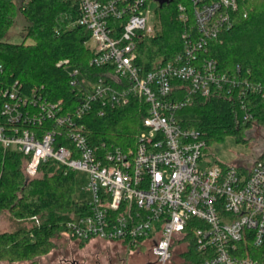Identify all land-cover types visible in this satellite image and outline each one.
Masks as SVG:
<instances>
[{
  "label": "built area",
  "instance_id": "obj_1",
  "mask_svg": "<svg viewBox=\"0 0 264 264\" xmlns=\"http://www.w3.org/2000/svg\"><path fill=\"white\" fill-rule=\"evenodd\" d=\"M78 1L81 16L75 24L91 32L88 44L96 53L91 64L110 70L90 81L78 68L71 69V84L82 90L71 111L64 110L62 101H41L36 89L30 102L17 83L10 90L0 88L8 96L2 113L10 122L0 126V146L28 157V178L50 159L88 173L91 197L81 200L85 208L64 226L74 240L133 246L148 241L158 264H170L175 239L198 220L193 229L199 251L208 254L204 264H263L240 244L249 237L257 247L264 244V159L249 165L208 160L201 132L185 122L191 116L180 113L195 95L237 90L248 120L252 114L245 96L256 92L264 97V79L244 76L239 66L235 75L223 71L217 60L200 55L209 40L232 26L239 0H193L197 33L184 32L183 50L146 74L135 64V49L140 35L152 31L150 2ZM180 10L181 20L187 21L184 7ZM122 19L118 29L114 20ZM135 95L148 104L136 144H94L86 114L98 106L104 115ZM26 120L42 128L30 127ZM62 133L69 144H58Z\"/></svg>",
  "mask_w": 264,
  "mask_h": 264
},
{
  "label": "trees",
  "instance_id": "obj_2",
  "mask_svg": "<svg viewBox=\"0 0 264 264\" xmlns=\"http://www.w3.org/2000/svg\"><path fill=\"white\" fill-rule=\"evenodd\" d=\"M155 1L158 2L155 14L160 29L153 34H141L135 49V64L142 74L180 53L184 32L195 34L198 30L193 0ZM180 6L188 15L187 21L180 18ZM19 12L27 21L23 41H5ZM80 16L78 0H0V88L10 90L17 83L20 95L27 96L30 102L36 89L41 101H62L64 110H74L81 100L82 90L71 84V69L78 68L90 81L110 70L91 64L96 53L88 44L90 30L75 24ZM124 21L114 20V23L122 29ZM232 21V26L219 38L209 40L206 50L200 52L201 57L217 60L223 71L235 75L239 66L244 76L263 80L264 0H239L238 9L232 12ZM7 98L0 91V126L10 123L2 113ZM244 102L252 114L248 120L244 119L245 109L237 90L232 94L214 90L207 97L195 95L193 103L180 113L191 116L185 122L201 132L206 145L223 141L230 135L237 141H246V131L253 124L264 126V97L250 92ZM147 109L144 98L136 95L128 104L110 108L104 115H100L98 106L94 107L84 117L88 136L94 144L105 143L110 148L135 145ZM26 124L42 128L29 120ZM58 141V144H69L63 133ZM27 159L20 152L5 151L0 146V213L7 210L18 220L36 221L31 227L21 226L12 232L0 230V259L13 264H30L27 261L50 252L55 246V235L64 231L66 222L85 208L77 199L79 177L75 171L50 159L41 163L39 175L31 179L24 170ZM196 222L198 220H193L184 235L175 239L170 264L205 263L208 254L197 247L193 229ZM144 244L152 248L148 241L141 242L139 247ZM240 245L247 246L249 255L264 264V244L257 247L249 237ZM155 264H158L157 259Z\"/></svg>",
  "mask_w": 264,
  "mask_h": 264
},
{
  "label": "rangeland",
  "instance_id": "obj_3",
  "mask_svg": "<svg viewBox=\"0 0 264 264\" xmlns=\"http://www.w3.org/2000/svg\"><path fill=\"white\" fill-rule=\"evenodd\" d=\"M158 2L150 1L153 12L149 25L152 27L151 34L160 29L158 17L155 14ZM27 24L22 12H19L14 24L10 27L4 40L13 43L23 41L24 27ZM246 141H237L235 136H227L223 141L206 145L203 149L204 155L210 161L219 163L251 162L260 154L264 157V126L253 124L246 131ZM255 157V158H254ZM79 177L77 187V199L83 200L91 197L86 190L89 175L84 171L76 172ZM39 175V174H38ZM37 175V176H38ZM35 176V177H37ZM28 177V176H27ZM35 177H31L35 178ZM30 178V177H29ZM36 221L18 220L9 211L0 213V230L12 232L18 227H31ZM55 246L47 254L35 257L27 261L30 264H155L156 257L152 253L151 246H133L123 243H114L100 239L81 242L68 236L61 231L53 238ZM0 264H13L9 260L0 259Z\"/></svg>",
  "mask_w": 264,
  "mask_h": 264
},
{
  "label": "flooded vegetation",
  "instance_id": "obj_4",
  "mask_svg": "<svg viewBox=\"0 0 264 264\" xmlns=\"http://www.w3.org/2000/svg\"><path fill=\"white\" fill-rule=\"evenodd\" d=\"M261 155H263V154H260V156L259 157H254L255 159H253V160H256V159H258V158H262V156Z\"/></svg>",
  "mask_w": 264,
  "mask_h": 264
},
{
  "label": "crops",
  "instance_id": "obj_5",
  "mask_svg": "<svg viewBox=\"0 0 264 264\" xmlns=\"http://www.w3.org/2000/svg\"><path fill=\"white\" fill-rule=\"evenodd\" d=\"M247 165H249L250 164V162L249 163H246ZM124 244V243H123Z\"/></svg>",
  "mask_w": 264,
  "mask_h": 264
}]
</instances>
